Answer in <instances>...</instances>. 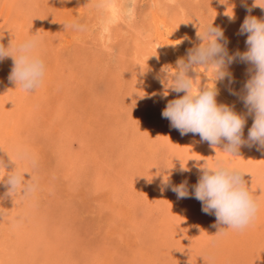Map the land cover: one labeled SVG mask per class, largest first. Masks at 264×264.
I'll return each mask as SVG.
<instances>
[{
	"label": "rangeland",
	"instance_id": "1",
	"mask_svg": "<svg viewBox=\"0 0 264 264\" xmlns=\"http://www.w3.org/2000/svg\"><path fill=\"white\" fill-rule=\"evenodd\" d=\"M103 2L0 0V43L38 33L47 67L42 86L25 92L9 80L13 59L0 60V264H264V150L246 144L233 157L224 143L181 135L162 117L184 95L164 66L174 74L211 23L230 56L247 51L240 26L248 15L264 19V9L254 0H118L111 41L102 38ZM73 21L85 30L64 27ZM251 67L237 57L231 82L215 81L211 66L189 73L197 90L215 83L217 103L246 117L245 140L254 114L241 96ZM217 157L246 173L259 206L243 230L217 234L226 225L191 195L199 165ZM14 169L34 191L10 195ZM182 183L190 196L178 199L172 187Z\"/></svg>",
	"mask_w": 264,
	"mask_h": 264
},
{
	"label": "clouds",
	"instance_id": "2",
	"mask_svg": "<svg viewBox=\"0 0 264 264\" xmlns=\"http://www.w3.org/2000/svg\"><path fill=\"white\" fill-rule=\"evenodd\" d=\"M221 3H224L223 0ZM242 6L247 7L246 0ZM253 7L264 9V0H254ZM225 15L230 21L235 19L233 8L231 13L226 10ZM64 27L80 32L85 30V26L77 21L65 24ZM239 32L247 34V51L243 53L237 52L235 56H230L225 46L224 31L211 23L203 34L198 32L203 43L189 50L186 61L177 60L174 74L170 69H163L173 81L172 90L176 93L183 92L184 95L169 101L162 111V117L167 118L171 127L179 130L181 135L199 134L201 140L208 142L213 148L224 143L223 151L233 157L240 156L239 149L246 144L264 150V19L246 16ZM40 44L41 37L38 33L17 44L12 39L7 46L0 43V60L6 57L13 59L9 80L25 92L38 90L46 76L45 61L37 52ZM237 57L252 66L249 69L252 74L245 83L241 96L248 114H254L247 140L243 138L246 117L238 114L233 106L217 103L218 90L215 83L214 86H200L197 90L195 79L189 75L190 72L198 73L197 69L202 65L211 66L216 69L215 81L228 79L231 82L232 77L227 67ZM18 156L27 159L26 152L22 150H18ZM31 162L35 166V161ZM181 162V171H188L183 161ZM199 171L201 175L191 195L202 202L204 213H214L217 224L226 225L217 234H222L226 229L247 228L259 206L243 179L246 173L220 157H217L214 164L205 160L199 165ZM6 178V183L10 185V195L16 191H23L25 194L34 191V186L26 183L25 173L14 169ZM164 180L167 182L169 177H164ZM172 191L178 199L190 196L186 183L172 187Z\"/></svg>",
	"mask_w": 264,
	"mask_h": 264
},
{
	"label": "bare ground",
	"instance_id": "3",
	"mask_svg": "<svg viewBox=\"0 0 264 264\" xmlns=\"http://www.w3.org/2000/svg\"><path fill=\"white\" fill-rule=\"evenodd\" d=\"M104 2H103V5H102V7H103V12H105V18H106V21H104L103 23H105L104 24V27H105V30H103L104 31V33H106L107 32V35L105 34L102 38L104 39H106V37L105 36H107V38L109 37L110 39H111V41L113 40V37H114V33H112V31L115 29L114 28V25L113 24H117L118 22H120L121 21V10L122 9H120L119 8V6L117 5L118 3H117V1L118 0H103ZM120 3V2H119ZM157 3V2H156ZM132 8V7H131ZM102 15V14H101ZM230 21V20H229ZM232 21V20H231ZM102 23V24H103ZM119 24V23H118ZM162 24V23H161ZM162 26H163V24H162ZM103 28V27H102ZM101 33H103V32H101ZM175 48V47H174ZM163 50V49H162ZM176 50H177V48H176ZM175 50V51H176ZM161 51V50H160ZM166 62V61H165ZM175 62V61H174ZM176 63V62H175ZM165 64V63H164ZM166 65H167V63H166ZM164 68H167V69H169L168 67H166V66H164ZM163 68V69H164ZM159 74V73H158ZM192 75V74H191ZM194 78V77H193ZM154 79V78H153ZM227 81V80H226ZM8 83V82H7ZM224 83V82H223ZM219 84V83H218ZM11 86V85H10ZM197 87V86H196ZM16 93V92H15ZM179 137V136H178ZM184 138V137H183ZM178 140H179V138H177ZM182 139V138H181ZM177 140V141H178ZM193 140V139H192ZM169 142V141H168ZM172 142V141H171ZM188 142H189V140H188ZM191 144V143H190ZM189 144V145H190ZM193 144V143H192ZM191 144V145H192ZM173 145V144H172ZM197 173V172H196ZM175 207V206H174ZM176 208V207H175ZM173 214V213H172ZM16 219V218H15ZM14 222H16V221H14ZM17 225V224H16ZM33 235V234H32ZM15 249V248H14ZM16 250V249H15ZM236 254V253H235ZM219 255H221V254H219ZM233 255V254H232ZM235 259V258H234ZM7 262V261H6ZM12 264V263H11Z\"/></svg>",
	"mask_w": 264,
	"mask_h": 264
}]
</instances>
